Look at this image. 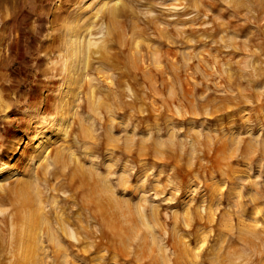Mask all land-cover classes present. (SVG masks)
I'll return each instance as SVG.
<instances>
[{
	"label": "rangeland",
	"instance_id": "rangeland-1",
	"mask_svg": "<svg viewBox=\"0 0 264 264\" xmlns=\"http://www.w3.org/2000/svg\"><path fill=\"white\" fill-rule=\"evenodd\" d=\"M0 1V33L7 28L0 44V184L18 160L16 170L26 169L40 138L53 140L52 156L64 143L63 155L73 150L77 156L67 169L52 157L49 167L57 177H48L46 196L33 192L21 225L3 223L0 213V264H264V0H120L139 13L128 11L118 25L107 18V7L117 0ZM148 17L155 25L146 23ZM70 33H92L98 45L80 58ZM86 57L94 65L89 69ZM63 107L66 120L60 121ZM65 125L72 133L67 137ZM64 170L75 171L83 183L63 186ZM97 188L106 190L100 195ZM2 203L0 211L9 215L13 202ZM41 206L47 215L53 211L54 230L61 227L56 211L67 215L68 229L86 238L83 244L60 230H53L55 243L38 237L26 214Z\"/></svg>",
	"mask_w": 264,
	"mask_h": 264
},
{
	"label": "bare ground",
	"instance_id": "bare-ground-1",
	"mask_svg": "<svg viewBox=\"0 0 264 264\" xmlns=\"http://www.w3.org/2000/svg\"><path fill=\"white\" fill-rule=\"evenodd\" d=\"M7 1H9V0H7ZM16 1H18V0H16ZM125 1V0H124ZM1 2V1H0ZM22 2V1H21ZM116 2V4L114 5V6H111V7H107L108 9H107V13H108V21H109V24H111V25H118V23H121L122 21L119 19V18H121V17H123V15H130L132 12H134L133 10H132V8H131V6L129 7L126 3H124V6H122L123 4V2L120 4V0H117V1H115ZM127 2H129V1H127ZM180 2V1H179ZM7 3V2H6ZM6 3H4V4H6ZM15 4H16V2H14ZM98 3H101L100 2V0H99V2L97 1V4ZM131 3H133V2H131ZM130 3V4H131ZM1 4V3H0ZM105 4H107V2H105ZM120 4V5H119ZM129 4V5H130ZM78 5V4H77ZM85 5V4H84ZM84 5H81V7L83 6L84 7ZM87 5V4H86ZM85 5V6H86ZM99 5V4H98ZM134 5H132V7H133ZM80 7V6H79ZM105 7V6H104ZM136 7V6H135ZM103 8V7H102ZM129 8V9H128ZM10 9V8H9ZM79 9H81V8H79ZM91 9H95V8H91ZM128 9V10H127ZM190 9V6H188L187 7V9L186 10H189ZM6 10V9H5ZM135 10V9H134ZM84 11V10H83ZM102 11H103V9H102ZM128 11H132L131 13H128ZM2 12V11H1ZM76 12H77V10H76ZM106 12V11H105ZM137 12V11H136ZM136 12H134V13H136ZM79 13H80V11H79ZM87 13V12H86ZM100 13V12H99ZM107 13H106V15H107ZM128 13V14H127ZM139 13V12H138ZM138 13H136V14H138ZM2 14V13H1ZM3 15V14H2ZM6 15H7V13H6ZM9 15V14H8ZM7 15V16H8ZM104 15V14H103ZM6 16V17H7ZM105 16V15H104ZM140 15H138L137 17L136 16H134V19H135V17H136V21H137V18L139 17ZM5 17V18H6ZM74 17H76V15L74 16ZM81 17V16H80ZM80 17L78 18V19H80ZM94 17V16H93ZM100 18V17H99ZM105 18H106V16H105ZM106 18V19H107ZM152 18H154V17H152ZM2 20L4 19V18H1ZM140 19H141V17H140ZM155 19V18H154ZM154 19H151V17L149 18H147V21H146V23H148V24H154L153 23V21H155ZM157 19H158V17H157ZM1 20V21H2ZM69 21V20H68ZM74 21V20H73ZM98 21V20H97ZM96 21V22H97ZM107 21V20H106ZM133 21V20H132ZM102 22H104V20H102ZM101 22V23H102ZM141 22V21H140ZM1 23V22H0ZM53 23L55 24V22L53 21ZM142 23V22H141ZM157 23V22H156ZM2 24V23H1ZM62 24H64V22L62 23ZM70 24H72V22L70 23ZM92 24V23H91ZM96 24V23H95ZM125 24V23H124ZM133 24H134V22H133ZM158 24V23H157ZM138 25V24H137ZM155 25V24H154ZM6 26V25H5ZM106 26V25H105ZM125 26V25H124ZM141 26V25H140ZM139 26V27H140ZM65 27H66V24H65ZM107 27V26H106ZM109 27V26H108ZM111 27V26H110ZM115 27V26H114ZM113 27V28H114ZM123 27V26H122ZM135 27V26H134ZM68 28V27H67ZM112 28V27H111ZM112 28V29H113ZM116 28V27H115ZM129 28V27H128ZM132 28V27H131ZM158 28H160L159 26H158ZM2 29V28H1ZM61 29V28H60ZM94 29V28H93ZM92 29V31H94ZM122 29V28H121ZM135 29V28H134ZM133 29V32L135 31ZM66 30H68V29H66ZM71 30V29H70ZM69 30V31H70ZM106 30H108L107 28L105 29V31ZM137 30V29H136ZM140 30H142L141 28H140ZM99 31V30H98ZM122 31H123V29H122ZM127 31V30H126ZM130 31H132V30H130ZM138 31V30H137ZM1 32V31H0ZM64 32V31H63ZM82 32V31H81ZM80 32V33H81ZM108 32V31H107ZM118 32V31H117ZM123 33V32H122ZM121 33V34H122ZM129 33V32H128ZM127 33V34H128ZM139 33V32H138ZM142 32L140 31V34H141ZM63 34V33H62ZM70 34H72V33H70ZM73 34H74V32H73ZM72 34V35H73ZM77 34V33H76ZM92 34V33H91ZM91 34H89L90 35V37L89 38H87V35H86V37L84 36V35H82V34H78V35H73V36H71L72 38H71V44H72V51H73V49H75V51H73L74 53L75 52H78V54L80 53V58L83 56H85V48H86V52L90 49V47H91V45H94L93 47H95L96 48V45H98V44H96L95 45V42L92 40L93 38H91L92 37V35ZM101 34H104L103 32L101 33ZM115 34V33H114ZM119 34V33H118ZM120 34V35H121ZM107 35V34H106ZM122 35H124V34H122ZM129 35V34H128ZM138 35V34H137ZM103 36V35H102ZM115 36H117V35H115ZM119 36V35H118ZM135 36V35H134ZM94 37V36H93ZM96 37V36H95ZM98 37H100V36H98ZM120 37V36H119ZM124 37V36H123ZM6 38H7V28L5 27V30H3V32L2 33H0V44L1 43H3V41L4 40H6ZM103 38H104V36H103ZM102 38V39H103ZM121 38V37H120ZM127 38H129V37H127ZM132 38V37H131ZM135 38V37H134ZM107 39V38H106ZM115 39H118V37H116ZM123 39V38H122ZM137 39V38H136ZM128 40V39H127ZM131 40V39H130ZM129 40V41H130ZM117 41V40H116ZM120 41V40H119ZM119 41H118V43H119ZM122 41V40H121ZM132 41V40H131ZM139 41V40H138ZM128 42V41H127ZM140 42V41H139ZM134 43V42H133ZM132 43V44H133ZM68 44H69V42H68ZM117 44V43H116ZM138 44H140V43H138ZM111 45V44H110ZM115 45V44H114ZM128 45H130V44H128ZM135 45V44H134ZM140 45H142V44H140ZM139 45V46H140ZM107 46H108V44H107ZM138 46V47H139ZM6 47V46H5ZM115 47V46H114ZM113 47V48H114ZM123 47V46H122ZM127 47H129V46H127ZM68 48V47H67ZM130 48V47H129ZM150 48V47H149ZM152 48V47H151ZM108 49V48H107ZM134 49V48H133ZM139 49H141V47L139 48ZM143 49V48H142ZM90 50H93V48L92 49H90ZM119 50V49H118ZM123 50V49H122ZM127 50V49H126ZM130 50V49H129ZM128 50V51H129ZM138 50V49H137ZM150 50V49H149ZM4 51V50H3ZM71 51V52H72ZM131 51V50H130ZM135 51V50H134ZM140 51V50H139ZM72 52V53H73ZM108 52V51H107ZM125 52V51H124ZM0 53H1V51H0ZM3 53V52H2ZM131 53H132V51H131ZM139 53V52H138ZM68 54H69V52H68ZM71 54V53H70ZM77 54V53H76ZM88 54V53H87ZM125 54H127V53H125ZM134 54V53H133ZM67 56V55H66ZM132 56V55H131ZM135 56V55H134ZM133 56V57H134ZM137 56V55H136ZM90 57V56H89ZM89 57H86V63H85V69H87L88 68V64H90V67H92V66H94L92 63H89ZM67 58V57H66ZM91 58V57H90ZM105 58V57H104ZM136 58H138V57H136ZM136 58L134 57V59L136 60ZM1 59V58H0ZM75 59V58H74ZM66 60V59H65ZM70 60V59H69ZM67 61V60H66ZM71 62H73L72 61V59L70 60ZM79 63H80V60L78 61ZM111 62V61H110ZM78 63V64H79ZM71 64V63H70ZM74 64V63H73ZM76 64H77V62H76ZM77 64V65H78ZM91 64H92V66H91ZM77 65H75V67L77 66ZM96 66H97V64H95ZM115 65H117V64H115ZM121 66H122V64H120ZM72 67H74V66H72ZM78 67L79 66H77V69H78ZM98 67H99V65H98ZM64 68H65V66H64ZM70 68V67H69ZM100 68H102L101 66H100ZM99 68V69H100ZM122 67H120V69H121ZM76 69V68H75ZM89 69V68H88ZM104 69V68H103ZM129 70L128 71H131L130 70V68H128ZM94 70V69H93ZM97 70V69H96ZM119 70V69H118ZM83 71V70H82ZM90 71H92L91 69H90ZM98 71H100V70H98ZM101 71H102V69H101ZM112 71V70H111ZM65 72V71H64ZM63 72V73H64ZM86 72H88V71H86ZM104 72V71H103ZM106 72V71H105ZM107 72H108V69H107ZM76 73V72H75ZM79 73V72H78ZM92 73V72H91ZM95 73V72H94ZM93 73V74H94ZM97 73V72H96ZM111 73V72H110ZM109 74V73H108ZM107 74V75H108ZM112 74V73H111ZM131 74H132V72H131ZM95 75V74H94ZM99 75V74H98ZM102 75V74H101ZM70 76V75H69ZM72 76V75H71ZM90 76H92V75H90ZM104 76V75H103ZM110 76V75H109ZM132 76V75H131ZM95 77H96V75H95ZM102 77V76H101ZM113 77V76H112ZM117 77H120V76H117ZM125 77V76H124ZM70 78V77H69ZM68 78V79H69ZM83 78V77H82ZM89 78V77H88ZM87 78V79H88ZM104 78V77H103ZM113 78H115V77H113ZM67 79V80H68ZM93 79V78H92ZM117 79V78H116ZM81 80H83V79H81ZM105 80V79H104ZM104 80H101V82H103ZM119 79H117V81H118ZM72 81V80H71ZM95 81V83H96V80H94ZM126 81V80H125ZM129 81V80H128ZM68 82V81H67ZM86 82H87V80H86ZM90 82V81H89ZM99 82V81H98ZM106 82H107V80H106ZM73 82H71L70 83V85L72 84ZM108 83V82H107ZM132 83V82H131ZM131 83H129V84H131ZM87 84V83H86ZM116 84V83H115ZM66 85V84H65ZM101 85V84H100ZM110 85V84H109ZM109 85H108V87H109ZM118 85V84H117ZM67 86V85H66ZM87 86V85H86ZM99 86V85H98ZM96 87V86H95ZM101 87V86H100ZM104 87H107V85L105 86L104 85ZM112 87V86H111ZM110 87V88H111ZM121 87H123V85H121ZM72 88V87H71ZM87 89H88V87H86ZM109 88V89H110ZM128 89H129V87H127ZM136 88V87H135ZM66 89V88H65ZM70 89V88H69ZM97 89V88H96ZM99 89V88H98ZM97 89V90H98ZM101 90H102V88H100ZM99 89V90H100ZM114 89V88H113ZM116 89H118V88H116ZM126 89V88H125ZM62 90H63V88H62ZM68 90V89H67ZM67 90H66V94H67ZM98 90V91H99ZM104 90V89H103ZM105 90H106V88H105ZM123 90V89H122ZM82 91H83V89H82ZM111 91V90H110ZM109 91V92H110ZM131 91V90H130ZM63 92V91H62ZM103 92H105V91H103ZM108 92V91H107ZM112 92V91H111ZM110 92V93H111ZM126 92V91H125ZM134 92V91H133ZM69 93H70V91H69ZM85 93H86V91H85ZM118 93V92H117ZM128 94V93H127ZM130 94H132V93H130ZM71 95H72V93H71ZM94 95V94H93ZM96 95H98L97 93H96ZM99 95H100V93H99ZM102 95H103V93H102ZM109 95V94H108ZM115 95V94H114ZM122 95V94H121ZM133 95H134V93H133ZM132 95V96H133ZM61 96H64V93L61 95ZM67 96H69V95H67ZM82 96V95H81ZM105 95H103V97H104ZM126 96V95H125ZM59 97V96H58ZM79 97V96H78ZM84 97V96H83ZM86 97V96H85ZM95 97H98V96H95ZM99 97H101V96H99ZM110 97H111V95H110ZM120 97V96H119ZM130 97V96H129ZM80 98H82V97H80ZM115 98H116V100H117V97L115 96ZM63 99V98H62ZM62 99H61V101H62ZM89 99V98H88ZM88 99L86 100L87 102H88ZM94 99V98H93ZM102 99V98H101ZM101 99H99V100H101ZM60 99H58V101H59ZM104 100H106V99H104ZM107 100H108V98H107ZM128 100V99H127ZM76 101V100H75ZM80 101H82V100H80ZM97 101V100H96ZM102 101V100H101ZM124 101V100H123ZM133 101H134V99H133ZM84 102V101H83ZM87 102H86V106H88L87 105ZM107 102V101H106ZM146 102V101H145ZM65 105H67V102L65 101ZM78 103H80V102H78ZM110 103V102H109ZM129 103V102H128ZM147 103V102H146ZM58 104H59V102H58ZM62 104V103H61ZM117 104V103H116ZM115 104V105H116ZM127 104V103H126ZM82 105V104H81ZM80 105V106H81ZM95 105V104H94ZM144 105H146V104H144ZM148 105H150V104H148ZM74 106V105H73ZM58 107H59V105H58ZM67 107V106H66ZM84 107V106H83ZM97 107V106H96ZM100 108V112H101V105L99 106ZM123 107V106H122ZM126 107V106H125ZM73 108V107H72ZM118 108H119V105H118ZM69 109H71V108H69ZM120 109H121V107H120ZM60 110H62V116H60L61 118H60V121H64V120H66L65 118H64V113H66L67 114V112H66V108H62V109H60ZM83 110V109H82ZM111 110V109H110ZM143 110H144V108H143ZM54 111V110H53ZM58 111V110H57ZM56 111V112H57ZM81 111V110H80ZM86 111V110H85ZM103 111H104V109H103ZM112 111V110H111ZM117 111H118V109H117ZM122 111H124V109L122 108ZM147 111V110H146ZM69 112V111H68ZM70 112H71V110H70ZM69 112V113H70ZM58 113V112H57ZM60 113V112H59ZM68 113V114H69ZM97 113H99L98 111L96 112V114ZM121 113V112H120ZM123 113V112H122ZM54 114H55V112H54ZM53 114V115H54ZM77 114H80V113H77ZM92 114V113H91ZM101 113H99L98 114V117L99 118H101V121H102V117H100L99 115H100ZM110 114H112V113H110ZM115 114V113H114ZM95 115V114H94ZM102 115V114H101ZM56 116V115H55ZM54 116V117H55ZM59 116V115H58ZM79 116V115H78ZM51 117V116H50ZM75 117H77V116H75ZM83 117V118H82ZM87 117V116H86ZM92 117H94L93 115H92ZM52 118V117H51ZM80 118H82L81 120H84V116H80ZM113 118V117H112ZM53 119V118H52ZM56 119H57V117H56ZM68 119V118H67ZM75 119H77V118H75ZM89 119V118H88ZM104 119V118H103ZM49 120H51V119H49ZM114 120H115V117H114ZM56 121H58V120H56ZM59 121V122H60ZM76 121V120H75ZM78 121V120H77ZM103 121H105V119L103 120ZM110 121V120H109ZM46 122V121H45ZM53 122V121H52ZM89 122V121H88ZM92 122V121H91ZM94 122V121H93ZM68 123V122H67ZM76 123V122H75ZM111 124L112 123H114V122H110ZM110 123H108V124H110ZM46 123H44V125H45ZM52 124V123H51ZM55 125H56V123H54ZM59 124V123H58ZM58 124H57V126H58ZM78 124H80V120H79V122H78ZM77 124V125H78ZM85 124H87L86 122H85ZM94 124V123H93ZM104 124H105V122H104ZM106 124H107V122H106ZM111 124H110V127H112L113 126V124H112V126H111ZM116 124V123H115ZM118 125V124H117ZM120 125V124H119ZM50 126V125H49ZM48 126V127H49ZM73 126V125H72ZM71 126V128H73ZM95 126V125H94ZM93 126V127H94ZM104 126V125H103ZM106 126V125H105ZM104 126V128L106 129V127ZM51 127V126H50ZM53 127H56V126H53ZM59 127V126H58ZM64 127V126H63ZM77 127V126H76ZM80 127H81V124H80ZM109 127V126H108ZM107 127V128H108ZM121 127V126H120ZM77 128H79V127H77ZM103 128V129H104ZM102 129V130H103ZM104 129V130H105ZM112 129H113V127H112ZM111 129V130H112ZM61 130V129H60ZM63 130V129H62ZM61 130V131H62ZM78 130V129H77ZM76 130V131H77ZM108 130V129H107ZM33 131V130H32ZM39 131V130H38ZM46 131V130H45ZM54 131V130H53ZM57 131V130H56ZM64 135L67 137V136H69V134L71 135L72 133H69V127L67 126V125H65V127H64ZM94 131H95V129H94ZM114 131V130H113ZM34 132V131H33ZM47 132V131H46ZM63 132V131H62ZM98 132H99V130H98ZM97 132V133H98ZM105 132H107V131H105ZM109 132V131H108ZM107 132V133H108ZM54 133H56V132H54ZM106 133V134H107ZM112 133V132H111ZM37 134V133H36ZM61 134V133H60ZM104 134V133H103ZM30 135V134H29ZM52 135V134H51ZM98 135H99V133H98ZM109 135V134H108ZM113 135H115L114 133H113ZM33 136V135H32ZM53 136H55V135H53ZM62 136V135H61ZM75 136V135H74ZM80 136V135H79ZM78 136V137H79ZM105 136V135H104ZM103 136V137H104ZM38 137V136H37ZM49 137V136H48ZM87 137V136H86ZM101 137V136H100ZM108 137H113V136H108ZM107 136H106V138H108ZM68 138H70V137H68ZM75 138V137H74ZM75 139H77V138H75ZM84 139V138H83ZM87 139V138H86ZM99 139V138H98ZM108 139H110V138H108ZM112 139H114V138H112ZM50 140H51V138H50ZM69 140V139H68ZM90 140V139H89ZM88 140V141H89ZM27 141V140H26ZM25 141V142H26ZM63 141H67V140H63ZM76 142H77V140H75ZM87 141V140H86ZM91 141V140H90ZM93 141V140H92ZM97 141V140H96ZM110 141V140H109ZM112 141V140H111ZM110 141V142H111ZM45 142H47V140H46V137H44V138H40V139H38V145L36 146L37 148H38V150L36 149V151L33 153V151H32V153H33V155H31V158H30V160H29V162L27 163V166H26V169L25 170H16V169H18V166H19V163H20V161H21V159L20 160H18L17 161V163L15 164V166H13V167H15L16 169H12V167H10L9 169H12V172L10 171V174L9 175H4V178H1V179H5V181H4V183L5 182H7V183H5V184H0V203H2L3 201H7V200H11L12 202H13V207H12V210L10 211V213H9V215H6L5 216V213L4 212H2V211H0V213L3 215V218H1L0 220L3 222V223H5V222H8L9 220H10V222L13 224V227L15 228L16 226H18V224H19V222H20V225H21V222L23 221V219L21 218V213L25 210L24 208H29L30 207V205L32 204L31 202H33L32 201V197H33V192L35 193V195H38L39 197H44L43 195H45L46 194V192L48 191V189H50L51 187H52V185H51V187H50V183H51V178H48V177H51L52 175L53 176H55V177H57V172H55V171H52L51 170V168L49 167V166H51V159H53L54 158V155H55V158L56 159H54V161H56V165H57V163L58 164H62V166H61V168H63V167H67L66 166V164H67V162L68 161H75V157H77L76 155H75V153L76 152H74L73 150H72V152H70L71 154H70V156H67L68 158H66L63 154H65V152H63V151H65V147H66V145H65V143H64V148L63 149H61V147L59 148V149H57V151H56V154H54L53 156H52V154H53V149L54 148H51V147H55V143L53 142V140L52 141H50L51 143L50 144H45ZM82 142V141H81ZM100 142V141H99ZM114 142V141H113ZM36 143H37V141H36ZM56 143H58V142H56ZM60 143V142H59ZM78 143V142H77ZM93 143V142H92ZM95 143H97V142H95ZM115 143V142H114ZM82 144V143H81ZM108 144H109V142H108ZM63 145V144H62ZM71 145H72V143H71ZM110 145H113V143H110ZM119 145V144H118ZM234 145V144H233ZM29 146V145H28ZM34 146H35V144H34ZM78 146V145H77ZM80 146V145H79ZM91 146H93V145H91ZM95 146V145H94ZM96 147V146H95ZM78 148V147H77ZM80 148V147H79ZM96 149V148H95ZM98 149V148H97ZM111 149H113V148H111ZM116 149H118V147L116 148ZM94 150V149H93ZM29 151V150H28ZM76 151V150H75ZM80 151V150H79ZM95 151V150H94ZM99 151V150H98ZM60 152H63L62 154L60 153ZM96 152V151H95ZM112 152V151H111ZM26 153H27V149L25 148H23V152H22V155H26ZM99 153V152H98ZM101 153V152H100ZM68 154V153H67ZM85 154V153H84ZM92 154V153H91ZM109 154H111V153H109ZM205 154V153H204ZM69 155V154H68ZM112 155V154H111ZM87 156V155H86ZM24 157V156H23ZM53 157V158H52ZM84 157V156H83ZM91 157H92V155H91ZM93 157L95 158V156L93 155ZM97 157V156H96ZM99 157V156H98ZM112 158V157H111ZM100 159V158H99ZM78 160V159H77ZM93 160V159H92ZM96 160V159H95ZM98 160V159H97ZM101 160V159H100ZM78 162V161H77ZM76 162V163H77ZM100 162V161H99ZM104 162V161H103ZM55 163V162H54ZM53 163V164H54ZM82 163V162H81ZM101 163L102 162H100L99 164H98V166L99 167H101ZM11 164V163H10ZM83 164V163H82ZM103 164V163H102ZM69 165V164H68ZM73 165H75V163L74 164H72V166ZM81 165V164H80ZM79 165L77 164V167H78ZM53 167H54V165H53ZM56 167V166H55ZM57 167H60V166H58L57 165ZM81 167H82V165H81ZM76 168V167H75ZM79 168V167H78ZM94 168V167H93ZM4 169V168H3ZM67 169V168H66ZM74 169V168H73ZM77 169V168H76ZM43 170V171H42ZM62 170V169H61ZM90 170H91V168H90ZM89 170V171H90ZM93 171H94V169H92ZM95 170H97L98 171V168L96 167V169ZM2 171V170H1ZM65 172H67L66 170H64ZM100 171V170H99ZM98 171V172H99ZM110 171H111V169H110ZM59 172V171H58ZM92 172V171H91ZM98 172H96V174L98 173ZM111 172H113V169H112V171ZM62 173V172H61ZM8 174V173H7ZM59 174V173H58ZM84 174H86V172L84 173ZM92 174V173H91ZM99 174V173H98ZM97 174V175H98ZM103 174V173H102ZM111 174V173H110ZM112 174H114V172L112 173ZM42 175H44V176H42ZM60 175V174H59ZM88 175H90V174H88ZM96 175V176H97ZM100 175V174H99ZM107 175H108V173H107ZM1 176V175H0ZM62 176V175H61ZM80 176H81V174H80ZM94 176V175H93ZM63 177V176H62ZM61 177V178H62ZM88 177V176H87ZM100 178H101V175L99 176ZM59 178V177H58ZM80 178H82V177H80ZM79 178V176H78V174H76L75 173V171H72L71 173H69V172H67V175L65 176V177H63V179H64V181L61 183L63 186H74V185H76L79 181H81L82 183H83V180H81ZM103 178V177H102ZM60 179V178H59ZM63 179H60V180H63ZM58 180V179H57ZM93 180V179H92ZM101 181H102V179H100ZM104 180V179H103ZM106 180H107V178H106ZM2 181V180H1ZM44 182H47V184H45ZM54 182H56V180L54 181ZM93 182V181H92ZM52 183H53V181H52ZM85 183V182H84ZM90 183V182H89ZM93 185H94V183H92ZM54 185V184H53ZM59 185L60 184H58V187H59ZM102 185H104L105 186V184H101V185H99V186H102ZM54 186H57V184L56 185H54ZM89 186H90V184H89ZM70 187V188H71ZM87 187V186H86ZM103 187V186H102ZM103 188H105V187H103ZM107 188V187H106ZM53 189V188H52ZM51 189V190H52ZM56 189H57V187H56ZM56 189L54 190L55 192H56ZM59 189V188H58ZM67 190V189H66ZM72 190V189H71ZM81 190V189H80ZM97 190H98V188H97ZM102 190H106V189H102ZM102 190H98V193H100V195H101V191ZM108 191V190H107ZM110 191V190H109ZM61 192V191H60ZM67 192V191H66ZM73 192V191H72ZM92 192H93V190H92ZM112 192V191H111ZM111 192H109V193H111ZM57 193H58V191H57ZM56 193V194H57ZM62 193V192H61ZM63 193H65V192H63ZM74 193L75 194H73L75 197H73V198H76L77 199V201L79 202L80 200H79V193H78V191H77V193L75 192V190H74ZM53 194H54V192H53ZM71 194V193H70ZM69 194V195H70ZM112 194V193H111ZM115 194V193H114ZM52 195V194H51ZM61 195V194H60ZM93 195H95V196H97L96 195V192H95V194H93ZM46 196V195H45ZM49 196V195H48ZM53 196H55V195H53ZM63 196V195H62ZM99 196V195H98ZM97 196V197H98ZM107 196V195H106ZM39 197H38V200H39ZM57 197V196H56ZM58 197H59V195H58ZM96 197V198H97ZM40 198V199H41ZM99 198V197H98ZM57 199V198H56ZM44 200V199H43ZM68 200H70V197L68 198ZM75 200V199H74ZM87 200V199H86ZM93 200V199H92ZM115 200V199H114ZM40 201V200H39ZM59 201V200H58ZM57 201V202H58ZM77 201H75V202H77ZM98 201H100V199L98 200ZM65 202V201H64ZM63 202V199H62V203H64ZM71 202V201H70ZM77 202V204H79ZM21 203V204H20ZM46 203H47V201H46ZM55 203V202H54ZM60 203V202H59ZM58 203V204H59ZM68 203V202H67ZM66 203V204H67ZM89 203H91L90 201H89ZM98 204H100L99 202H97ZM107 203V202H106ZM3 204V203H2ZM40 204H42L41 202H40ZM50 204V203H49ZM65 204V203H64ZM71 204H72V202H71ZM92 204V203H91ZM105 204V203H104ZM114 204V203H113ZM45 205V204H44ZM74 205H75V203H74ZM89 205V204H88ZM93 205H95V204H93ZM111 205V204H110ZM3 206V205H2ZM10 206V205H9ZM65 206H67V205H65ZM65 206L63 207V209H65ZM79 206V205H78ZM85 206V205H84ZM100 206H102V205H100ZM106 206H107V204H106ZM47 207H49V205L47 206ZM71 207V206H70ZM83 207V206H82ZM89 207H91V206H87V211L89 210ZM98 207H99V205H98ZM113 207V206H112ZM37 208V207H36ZM54 208H55V206H54ZM58 208V210H59V206L57 207ZM60 208H62V207H60ZM67 208H68V206H67ZM75 208H78L77 206L75 207ZM85 208V207H84ZM83 208V209H84ZM93 208V207H92ZM30 209V208H29ZM62 209V212L64 211ZM69 209V208H68ZM71 209H73V207L71 208ZM80 209V211H81V208H79ZM78 209V210H79ZM86 209H84V210H86ZM96 209L97 208H95V211H96ZM32 210V211H31ZM31 210H29V213H27L26 214V216L29 218V219H27V218H25V220L27 219V220H29L28 222H30L31 223V226L33 227H35V230H37V228H39V231L40 232H42V233H40L39 232V235L37 234V236L38 237H40L41 238V234H42V236H47V238L50 240V241H52L51 243H55L56 241H55V236L57 235V234H55V236H54V232H53V230L55 229L54 227H53V222H55V221H53L54 219H53V211L52 210H50V211H48V215H47V212L45 211V207H40L39 208V211H36V210H34L33 208L31 209ZM61 210V209H60ZM75 210V209H74ZM93 210H94V208H93ZM93 210H91L92 212H94ZM36 211V212H35ZM56 211V210H55ZM68 211V210H67ZM90 211V210H89ZM74 212V211H73ZM76 212V211H75ZM74 212V213H75ZM101 212V211H100ZM118 212V211H117ZM56 215L54 216V218H56V221H57V223L59 224V225H61V227H59L58 229H56V230H54V231H56L57 233H58V230H60V231H62V233L63 234H69V235H67L66 234V236L67 237H71V238H73V239H75L76 241H77V243L78 244H83V241H84V239L86 240V238H84L83 236V238L84 239H80L79 237H78V235L75 233V231L73 230V229H71V230H69L68 228H70V226H73V225H68V223L70 224V218H68L67 217V215H66V218L65 217H59L58 216V212L56 211ZM72 212H70V214H71ZM80 213V212H79ZM87 213V212H86ZM89 213H91V212H89ZM98 213V212H97ZM67 214V213H66ZM68 214H69V212H68ZM77 214H78V212H77ZM96 214V213H95ZM99 214V213H98ZM76 215V214H75ZM89 215V214H88ZM92 215V214H91ZM97 215V214H96ZM100 215V214H99ZM64 216V215H63ZM77 216V215H76ZM87 217V216H86ZM95 217V216H94ZM98 215L95 217V219H98ZM50 218L52 219V220H50ZM78 219L80 220L81 218H79L78 217ZM87 219V218H86ZM94 219V220H95ZM100 219V218H99ZM69 220V221H68ZM84 220V219H83ZM102 220V219H101ZM100 221V220H99ZM26 222V221H25ZM72 222V221H71ZM94 222V221H93ZM84 223H86V222H84ZM87 223H88V221H87ZM92 223V222H91ZM91 223H90V225H91ZM98 223V222H97ZM15 224V225H14ZM23 224V223H22ZM28 224V223H27ZM39 224H42L41 226H39ZM77 224V223H76ZM79 224H80V222H79ZM102 224V223H101ZM30 225V224H29ZM55 225H56V223H55ZM78 225V224H77ZM89 225V223L87 224V226ZM6 226V225H5ZM27 226V225H26ZM75 226V225H74ZM82 226V225H81ZM93 226V225H92ZM98 226V225H97ZM97 226H95V228L97 227ZM3 227V226H2ZM22 227V229H23V226H21ZM33 227V228H34ZM101 227V226H100ZM5 228V227H4ZM87 228V227H86ZM99 228V227H98ZM18 229H19V227H18ZM27 229H29V227H27ZM26 229V230H27ZM32 229V228H31ZM79 229V228H78ZM81 229V228H80ZM94 229V228H93ZM10 230V229H9ZM34 230V231H35ZM77 230V229H76ZM92 230V229H91ZM99 230L100 231H102L103 229L102 228H99ZM23 231V230H22ZM30 231V230H29ZM8 232V231H7ZM13 232V231H12ZM11 232V233H12ZM97 232H98V230H97ZM30 233V232H29ZM35 233V232H34ZM61 233V232H60ZM81 233L83 234V232L81 231ZM8 234V233H7ZM16 234V233H15ZM14 234V235H15ZM23 234V233H22ZM59 234V233H58ZM79 234H80V232H79ZM81 234V235H82ZM12 235V234H11ZM17 235V234H16ZM32 235H33V233H32ZM84 235V234H83ZM10 236V235H9ZM22 236V235H21ZM37 236H32V237H36V239L38 238ZM20 237V236H19ZM23 237V236H22ZM31 237V238H32ZM7 238H8V236H7ZM6 238V239H7ZM30 238V237H29ZM30 238V239H31ZM44 238V237H43ZM46 238V239H47ZM10 239L11 238H9V241H10ZM25 240H26V238H24ZM35 239V238H34ZM35 239V240H36ZM68 239H70V238H68ZM31 241L32 242V244H34V242H35V244H34V246L35 245H37L38 243H39V241ZM58 240V239H57ZM8 241V240H7ZM27 241V240H26ZM68 241V240H67ZM66 241V242H67ZM70 241V240H69ZM89 241V240H88ZM21 242H22V238H21ZM49 242V241H48ZM62 242V244H63V241H61ZM72 242V241H71ZM90 242V241H89ZM8 243V242H7ZM20 243V242H19ZM46 243V242H45ZM69 243V242H68ZM74 243V242H73ZM76 242L74 243V244H77ZM0 244H5V229H3V231L0 233ZM29 244H30V242H29ZM40 245H41V243H39ZM46 244H48V243H46ZM50 244V243H49ZM69 244H71V243H69ZM24 245V244H23ZM3 247V246H2ZM7 247V246H6ZM19 247V246H18ZM22 247V246H21ZM37 247V246H36ZM8 248V247H7ZM32 248H34V247H32V245H31V247H30V249H31V251H27V253H29V252H31V254L33 253V251L34 250H32ZM35 249V248H34ZM37 249V248H36ZM40 249V248H39ZM28 250V249H27ZM41 250H39V252H40ZM43 251V250H42ZM21 252V251H20ZM45 252V251H44ZM56 252V251H55ZM59 252V251H58ZM58 252H56V253H58ZM19 253V252H18ZM20 254V253H19ZM18 254V255H19ZM37 254V253H36ZM36 254H34V255H36ZM39 254V253H38ZM59 254V253H58ZM62 254V253H61ZM11 255V254H10ZM29 255V254H28ZM33 255V254H32ZM33 255V256H34ZM55 255H57V254H55ZM144 255V254H143ZM142 255V256H143ZM7 256V255H6ZM27 256V255H26ZM22 257H23V254H22ZM36 257V256H35ZM35 257H32L33 258V260H34V258ZM144 257V256H143ZM146 257V256H145ZM27 259V258H26ZM37 259H40V260H42L41 259V257L39 258V255H38V258ZM7 260V259H6ZM13 260V259H12ZM18 260H19V258H18ZM32 260V259H31ZM50 261H51V259H50ZM1 262V261H0ZM14 262V261H13ZM37 262H38V260H37ZM150 262H151V259H150ZM195 262V261H194ZM14 263H16V261L14 262ZM39 263H40V261H39ZM51 263V262H50ZM151 263H153V262H151ZM42 264H43V262H42Z\"/></svg>",
	"mask_w": 264,
	"mask_h": 264
}]
</instances>
